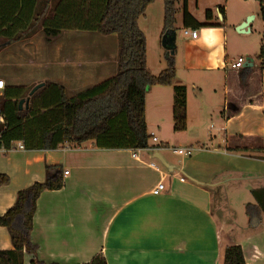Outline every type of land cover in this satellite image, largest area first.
<instances>
[{
	"label": "crops",
	"instance_id": "1",
	"mask_svg": "<svg viewBox=\"0 0 264 264\" xmlns=\"http://www.w3.org/2000/svg\"><path fill=\"white\" fill-rule=\"evenodd\" d=\"M189 1L186 7L191 14ZM192 1L204 11V21L191 15L203 23L205 11L210 10L212 26L200 28L195 39L185 41L182 69L190 79L175 85L186 88V129L188 120L200 124L209 115L216 121V134L203 140L210 147H197L207 157H180L172 147L179 160L167 162L162 156L168 170L154 159L159 150H110L92 141L52 151L19 150L18 143L12 150L1 149L0 174L7 175L9 183L0 187V216L14 205L20 190L45 180L46 165H60L68 173L60 190L43 192L36 202L30 240L37 251L25 252L23 264L32 259L86 264L99 254L107 264H223L224 251L233 244L241 247L245 264H264L263 215L255 210L250 216L245 212V220H233L229 228L219 223L213 210L222 207V192L230 183H244L249 188L247 195L264 188V14L259 8L264 0ZM255 1L257 10L247 6ZM182 3L179 0L176 14H181V22ZM163 17V0H154L137 20L146 42V67L153 75L169 65L161 46ZM249 18L246 29L238 32L246 41L238 44L232 36ZM79 36L78 31L59 34L60 53L43 59L40 83L61 85L67 95L74 96L115 74L116 55L86 59ZM229 38L239 48L233 59L227 50ZM105 39L117 44L114 36H98L100 46H105ZM54 40L47 44L53 46ZM9 46L0 49V64L7 62L9 57L2 59L1 54ZM239 57L251 58L252 66L232 69ZM5 66L0 65L4 82L0 96L7 87H24L23 77ZM177 71L175 67L176 76ZM200 81L208 89L199 97L188 87H203ZM147 93H155L157 111L169 112L172 118V86H152ZM146 116L145 97V121ZM152 161L158 169L149 166ZM159 184L164 186L161 191ZM242 197L239 205L245 209L255 203L254 198L253 203H246ZM11 249L9 233L0 227V250Z\"/></svg>",
	"mask_w": 264,
	"mask_h": 264
},
{
	"label": "trees",
	"instance_id": "2",
	"mask_svg": "<svg viewBox=\"0 0 264 264\" xmlns=\"http://www.w3.org/2000/svg\"><path fill=\"white\" fill-rule=\"evenodd\" d=\"M57 1L47 15L50 2ZM96 1V0H93ZM96 20L89 31L101 36H114L117 40L115 74L98 85L84 89L74 96L66 94L61 85L44 82L32 95L37 85L7 87L0 96V150H12L21 143L23 150L52 151L58 148L74 149L92 141L96 147L110 150L158 149L151 145L145 121V97L152 86H172V121L174 131L186 129V88L173 84L176 76L172 56L167 50L168 67L153 75L146 67V42L137 20L154 0H97ZM90 0H46L44 10L40 0H0V49L22 40L38 24L44 40L51 43L62 31H81L87 20L85 5ZM179 0H163L164 17L161 36L175 31ZM183 29L198 30L212 26V12L205 11V22H198L182 0ZM264 14L263 2H259ZM40 10V11H39ZM42 10V11H41ZM222 12V11H221ZM220 12V13H221ZM100 13V14H99ZM263 48H260L259 58ZM28 98V106L18 109V102ZM9 183V177L0 174V187ZM63 170L60 165L45 166V180L20 190L14 202L0 216V227L6 228L11 250H0V264H23L25 252L35 254L31 243L35 205L45 191L63 187ZM255 203L246 208L264 217V188L253 190ZM253 207V208H252ZM29 264H47L32 259ZM49 264H57L51 262ZM86 264H107L102 255H96ZM223 264H245L239 245L226 247Z\"/></svg>",
	"mask_w": 264,
	"mask_h": 264
},
{
	"label": "rangeland",
	"instance_id": "3",
	"mask_svg": "<svg viewBox=\"0 0 264 264\" xmlns=\"http://www.w3.org/2000/svg\"><path fill=\"white\" fill-rule=\"evenodd\" d=\"M89 1V0H88ZM46 0H40V9L44 10ZM57 1L50 2L49 7L45 10L44 16L47 15L48 11H50V8L55 5ZM192 0L189 1L190 4V12L193 14V16L198 19L199 21H204V15L202 9H196L192 5ZM98 1L90 0V2H87L85 5V10L87 16L86 23L84 25L83 30L78 31V34L80 36L77 38V40L81 44L83 55L86 59H89L94 55V58L99 56L100 58L108 57V56H115L117 54V44H114V41L112 39H106L103 41L105 42V46L102 47L101 41L97 40L98 35L95 32V26H93L94 31H89L91 26L93 25L94 21L96 20L97 16V8H98ZM249 8H253L254 10H257V2H250L247 4ZM41 10V11H42ZM40 11V10H39ZM100 14V13H99ZM41 21L35 25V27L28 33L26 37H24L20 41H16L12 43L7 50H5L1 57L2 59L8 58L6 60L7 62L5 64H0L1 66H5L7 71L14 72L16 76L23 77L21 79V83L24 84V87H28L37 83H40L43 81L42 78V71H43V59L46 57H54L56 55H59V46L61 41V38L55 39V44L53 46H50L47 44V42L44 40V35L41 31ZM175 52L172 55V64L177 68V76L173 82V84H180L179 82L183 83L184 80L188 81L190 79L189 74L182 69V61H183V55L187 51V46L185 41L189 39L188 36L183 35V27L181 22V14H178L176 16V23H175ZM200 28L198 29L197 34L200 33ZM236 31V30H235ZM74 32V31H73ZM76 32V31H75ZM237 34L233 35L232 37L237 38L238 44H244L245 39L242 38L245 35L243 34ZM102 37V36H101ZM241 39V40H239ZM76 39L73 38V41ZM50 46V47H49ZM108 47V48H107ZM48 48V49H47ZM51 48H54L53 51ZM227 50L229 54V58L233 59L238 56L239 48L237 47L236 43L233 42L232 38H229L227 41ZM52 51V52H51ZM103 52V53H102ZM69 54L72 55L71 52ZM245 57V55H244ZM116 58V57H115ZM166 59V58H165ZM91 62V60L89 61ZM167 62V60H165ZM116 65V60H115ZM174 67V69H175ZM197 76H201L200 73L197 74ZM186 78V79H184ZM202 80V79H201ZM219 81V84L221 83V79H217L216 83ZM18 82V81H17ZM8 83H10L8 81ZM90 83V82H89ZM88 83H85L86 86ZM200 84L203 87H200V85L197 86L196 89H192L188 87V91H194L196 94L200 95V92L202 94H207L208 87L203 85V81H200ZM220 88V87H219ZM198 89V90H197ZM71 95V94H70ZM69 97V95H68ZM190 98V97H189ZM157 101L155 93L146 94V109H147V116H146V124L148 127L149 134H154L157 142H152V139L149 140V143L151 145L158 146L161 143L166 145L163 148L158 149L159 154L161 156L165 157L167 162L171 161H178L179 157L174 155L171 151L172 147H176V145L181 144L184 147H190L193 149L192 151V157L204 159L207 156L200 154L199 150H197V147L202 146L204 147H210L208 143L204 142L203 140H210V136L216 134V128L217 124L216 121L213 118H210L209 115L205 116L203 123H195L193 121L187 122V129L184 131H174L173 130V121L171 118V115L169 112L164 113L163 110L160 112L157 111ZM197 142H199L197 144ZM212 150V149H211ZM188 159V158H187ZM190 159V158H189ZM244 187L241 189L240 187ZM247 186L244 185V183L241 184H233L230 183L227 185V189H224L222 192L223 198V205L222 207L215 206L213 209L214 214L216 218L220 221H218L222 226L231 227L234 221H239L241 219L242 221L245 220L246 215V209L244 207H241L239 205V200L242 197L243 199L251 201L253 203V196L252 194L247 195ZM228 206V207H227ZM244 208V209H243ZM234 220V221H233Z\"/></svg>",
	"mask_w": 264,
	"mask_h": 264
},
{
	"label": "built area",
	"instance_id": "4",
	"mask_svg": "<svg viewBox=\"0 0 264 264\" xmlns=\"http://www.w3.org/2000/svg\"><path fill=\"white\" fill-rule=\"evenodd\" d=\"M183 35L184 36H188V37H190L192 39H195L197 37V32L195 30H192V29H188L187 28V29H183ZM244 63H245V59L239 57L235 61V63H233L231 65V68L232 69H236V70L237 69H241L243 67ZM3 85H4V82L2 80H0V89L3 88ZM0 122H2V118L1 117H0ZM152 142H157V139H156V137L154 135H152ZM16 148L19 149V150H23V146H22L21 143H18V145L16 146ZM143 150L148 151V152L158 151V149H154V148H145ZM192 151H193L192 148H190V147H184L181 144L176 145V147H174V149H173V152L175 154H177L178 156H180V157H188V156H190L192 154ZM132 156L134 158L137 157L135 154H133ZM149 166L151 168L158 169L157 164L155 162H153V161L149 163ZM67 174H68L67 172H63V176H65ZM180 180L183 181L184 178L182 177ZM163 189H164L163 184H159L157 186V190L161 191Z\"/></svg>",
	"mask_w": 264,
	"mask_h": 264
},
{
	"label": "water",
	"instance_id": "5",
	"mask_svg": "<svg viewBox=\"0 0 264 264\" xmlns=\"http://www.w3.org/2000/svg\"><path fill=\"white\" fill-rule=\"evenodd\" d=\"M221 18V16H220ZM249 19H246L245 23L240 25L239 28L236 29L237 32H243L248 23H249ZM175 38H176V35H175V31H171L167 34H165L162 38H161V46L163 47V49L167 50L169 52V54L172 56L175 52ZM252 59L251 58H247L246 61H245V65L244 67H251L252 66ZM43 86V83H40V84H37L30 92H29V96L32 95L37 89L41 88ZM28 101L29 99L26 98V99H21L19 102H18V109L21 110L23 108V105L25 108H27L28 106ZM154 159H156L164 168L170 170V166L168 165V163L165 162V160L163 159V157L158 153L156 152L155 155H154Z\"/></svg>",
	"mask_w": 264,
	"mask_h": 264
}]
</instances>
